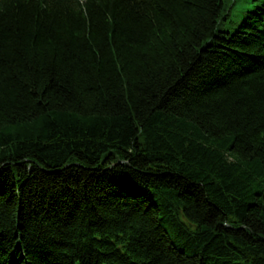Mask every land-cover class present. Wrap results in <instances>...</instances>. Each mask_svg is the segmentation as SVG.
I'll return each mask as SVG.
<instances>
[{
	"label": "trees",
	"instance_id": "obj_1",
	"mask_svg": "<svg viewBox=\"0 0 264 264\" xmlns=\"http://www.w3.org/2000/svg\"><path fill=\"white\" fill-rule=\"evenodd\" d=\"M0 0V264H264V0Z\"/></svg>",
	"mask_w": 264,
	"mask_h": 264
},
{
	"label": "rangeland",
	"instance_id": "obj_2",
	"mask_svg": "<svg viewBox=\"0 0 264 264\" xmlns=\"http://www.w3.org/2000/svg\"><path fill=\"white\" fill-rule=\"evenodd\" d=\"M260 0H224L227 7L226 18L220 19L219 27L232 31L239 20L244 16V12L255 7Z\"/></svg>",
	"mask_w": 264,
	"mask_h": 264
}]
</instances>
